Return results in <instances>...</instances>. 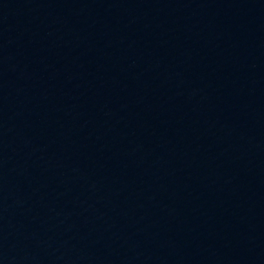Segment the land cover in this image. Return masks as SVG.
<instances>
[{
    "label": "water",
    "instance_id": "95a60500",
    "mask_svg": "<svg viewBox=\"0 0 264 264\" xmlns=\"http://www.w3.org/2000/svg\"><path fill=\"white\" fill-rule=\"evenodd\" d=\"M0 264H264V0H0Z\"/></svg>",
    "mask_w": 264,
    "mask_h": 264
}]
</instances>
